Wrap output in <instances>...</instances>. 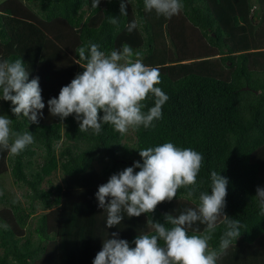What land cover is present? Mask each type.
Wrapping results in <instances>:
<instances>
[{"label":"trees","instance_id":"1","mask_svg":"<svg viewBox=\"0 0 264 264\" xmlns=\"http://www.w3.org/2000/svg\"><path fill=\"white\" fill-rule=\"evenodd\" d=\"M92 2H0V62L22 58L29 80L39 77L45 103L35 124L0 100V115L12 119L13 131L34 136L19 155L0 149V178L8 175L24 189L18 198L0 185V264H92L113 232L135 247L138 234L152 232L150 214L125 216L108 228L95 194L111 175L142 163L139 150L166 142L192 148L204 161L195 195L179 189L172 201L158 204L153 221L196 208L201 191L211 194V172H220L229 179L224 212L240 221L241 235L217 264H264V215L255 197L264 187V0H182L183 10L170 19L147 12L144 0L127 3V16H121V0H101L98 8ZM111 16L119 23H110ZM133 20L138 27L128 32ZM89 41L106 53L128 44L145 65L160 69L156 86L169 100L154 127L132 129V145L112 125L98 135L80 132L75 114L61 121L49 113L47 101L84 71L77 49ZM154 99L144 102V111ZM58 170L62 183H53ZM224 227L214 233L213 249Z\"/></svg>","mask_w":264,"mask_h":264},{"label":"clouds","instance_id":"2","mask_svg":"<svg viewBox=\"0 0 264 264\" xmlns=\"http://www.w3.org/2000/svg\"><path fill=\"white\" fill-rule=\"evenodd\" d=\"M100 2L93 0L92 7L98 8ZM131 2L121 0V16H127L126 4ZM144 6L147 12L155 10L157 15L169 19L179 15L184 7L182 0H144ZM110 23L116 25L119 19L111 16ZM126 27L132 32L138 22L133 20ZM77 52L85 62L80 64L84 71L63 86L58 97L47 101L51 116L63 121L75 114L79 131L92 130L96 135L104 125H112L124 135L130 128L154 127V121L162 118V106L169 96L156 86L161 83L160 69L145 65L141 52H134L130 45L124 44L122 50L106 53L91 41ZM29 75L22 58L0 62V100L11 102V112L16 117L23 116L30 123L38 124L45 103L39 77L29 80ZM149 97L155 98L154 106L144 111V102ZM101 111L103 116L99 115ZM11 125L12 119L6 114L0 115V149L19 155L34 143V136L30 131H13ZM139 155L142 163L135 161L132 166L111 175L95 195L98 207L107 211L108 228L120 225L125 216L150 214L147 224L152 232L138 234L133 241L135 247L120 239L118 232L111 233V238L103 240L92 264H217L241 235L240 221L224 212L229 179L212 171L211 194L209 190L201 191L196 208H188L175 216L166 213L164 223L154 222L151 213L158 204L172 201L179 189L189 188V198L195 195L204 156L172 142L141 149ZM255 197L260 214L264 215V187H257ZM197 222L205 225L203 231L194 227ZM221 224L225 227L216 250L210 242ZM190 231L194 234L190 235Z\"/></svg>","mask_w":264,"mask_h":264},{"label":"rangeland","instance_id":"3","mask_svg":"<svg viewBox=\"0 0 264 264\" xmlns=\"http://www.w3.org/2000/svg\"><path fill=\"white\" fill-rule=\"evenodd\" d=\"M3 0H0V2ZM124 142L127 143L128 145H132L135 142V135L132 130V128L129 129V131L125 134ZM36 160V159H35ZM97 166H99L97 163H95ZM51 180L53 183H62V173L58 170L54 172L51 176ZM45 184V183H44ZM0 185L4 187V189L11 193L15 194L16 197L21 198L22 194L24 193V189L18 187L12 178L8 175H3V178H0ZM46 185V184H45ZM23 201H25L22 198ZM41 210H38L37 213H40ZM35 217L33 216L29 219V223L33 225V222L35 221Z\"/></svg>","mask_w":264,"mask_h":264},{"label":"water","instance_id":"4","mask_svg":"<svg viewBox=\"0 0 264 264\" xmlns=\"http://www.w3.org/2000/svg\"><path fill=\"white\" fill-rule=\"evenodd\" d=\"M243 89H246V90H247V89H249V88H248V86H244Z\"/></svg>","mask_w":264,"mask_h":264}]
</instances>
